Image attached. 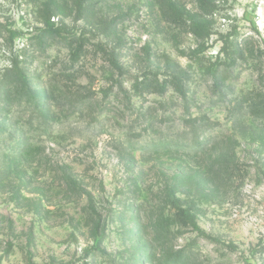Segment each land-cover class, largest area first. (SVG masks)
Listing matches in <instances>:
<instances>
[{"label": "rangeland", "instance_id": "1", "mask_svg": "<svg viewBox=\"0 0 264 264\" xmlns=\"http://www.w3.org/2000/svg\"><path fill=\"white\" fill-rule=\"evenodd\" d=\"M12 63L0 264H264V0H0Z\"/></svg>", "mask_w": 264, "mask_h": 264}, {"label": "trees", "instance_id": "2", "mask_svg": "<svg viewBox=\"0 0 264 264\" xmlns=\"http://www.w3.org/2000/svg\"><path fill=\"white\" fill-rule=\"evenodd\" d=\"M200 4V6H205L207 4L208 0H197ZM54 12H51L49 14V17L53 16ZM53 32H56L60 35L63 36H67L65 33H62V29L61 28H57V29H52ZM74 42H76L77 45V51L81 50L84 47V43H83V39L81 38H75L73 39ZM111 62L115 63L116 59L115 57H109ZM6 76L2 77L1 81H0V86L1 88L3 87H7L9 80L12 79V77H16L17 80L24 85V87H26L29 91H33L32 87L28 81V77L26 75V69L24 68H20L19 65L17 63H12L11 68L6 70ZM186 70L184 69H174L173 72L170 74V76L168 78H165L164 83L161 84V87H159L160 89H165V85L169 82H171L177 91L179 92H183L184 91V80H186ZM158 82V80H157ZM159 84V83H158ZM249 108L252 109H258L260 110V112L264 115V101H253L250 103ZM192 119H190L188 121V123L192 126V128H196V125L200 122L203 121L205 119V117H190ZM200 130V128H196L195 131L193 133H198ZM200 143H198L199 145ZM174 206L178 208V216L179 219L181 221L182 224L185 225H189L191 224L192 226H194L195 228H197L198 230H200V228L197 226L195 219L193 218L192 215L189 214V212H187V210L183 209V207H180V205H175Z\"/></svg>", "mask_w": 264, "mask_h": 264}]
</instances>
